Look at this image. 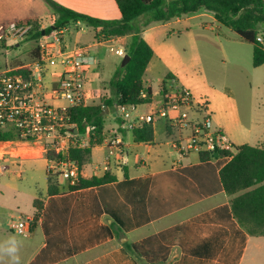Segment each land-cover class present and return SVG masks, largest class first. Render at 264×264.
<instances>
[{
	"label": "crops",
	"instance_id": "crops-1",
	"mask_svg": "<svg viewBox=\"0 0 264 264\" xmlns=\"http://www.w3.org/2000/svg\"><path fill=\"white\" fill-rule=\"evenodd\" d=\"M55 1L95 18L121 19L115 0ZM37 2L45 5L46 0H0V23L37 20L43 30L53 26L57 16L49 5L43 11L35 10ZM116 11L120 15L117 18ZM182 17L154 22L143 28L141 37L155 52L146 70L148 79H143L144 86L152 91V100L131 109L132 116L159 111L164 101L163 85L170 75L193 95L194 109L190 112V119L196 121L210 116L211 129L222 130L235 146L239 138L237 132L250 133L252 129L242 125L232 112L227 122L212 119V115L216 116L225 105H229V98L214 90L215 95L209 101H203L200 98L203 93H193L170 68V55L160 37L164 32L174 31L172 26L181 23ZM196 17L209 19L212 25L204 23L206 29L222 30V24L213 13L201 11ZM66 28V49L85 48L95 61L86 70L87 88L91 95L87 105L99 103L103 96H112L110 81L117 60H110L112 68L107 77L103 76V65L109 60V53L112 57L121 58L114 50L122 48L126 51L132 36L96 39L101 29L94 30L81 22L70 23ZM89 32L93 34L91 38L88 37ZM24 41L35 42L36 45L27 49L34 61L38 56V40L28 38ZM5 44V48L1 47ZM21 45L22 41L15 40L0 43V53L10 47L17 49L14 58L5 57L0 62V72L17 70L28 64L21 57ZM63 72L61 64L50 68L44 89L37 91V99L56 108L68 106L66 101L57 100L52 93ZM200 103L206 105L201 106ZM143 106L147 108L143 109ZM117 111L121 115L117 107L109 109V114L105 115L104 142L92 149L80 172L86 179L102 177L109 172L116 177L115 182L76 191L69 190L68 184H59V193L49 195L50 162L41 146L32 148L38 152L36 156L6 158L8 182L4 187L9 192L0 190V211L21 210L19 205L25 219L32 220L34 202L40 200L43 213L36 229L26 237L13 230L5 215L0 216V244L15 238L19 249L16 254L18 261L0 255V264H264V236L253 237L240 226L232 213L231 197L226 194L220 179V171L230 158L218 155L203 162L200 158L202 152L185 151L181 155L179 148L188 145L193 130L171 122L170 119L177 117L178 112L170 111L169 117L157 114L151 124L153 141L139 143L134 140L133 131L126 129L125 121ZM109 120L111 125L108 127ZM83 138L84 147H88L90 138ZM72 141L67 139L69 144ZM116 141H120L117 149L114 146ZM38 160H44L48 166L45 189L32 186L27 180L18 182L27 173L26 164ZM11 192L17 203L14 208L7 203Z\"/></svg>",
	"mask_w": 264,
	"mask_h": 264
},
{
	"label": "trees",
	"instance_id": "trees-1",
	"mask_svg": "<svg viewBox=\"0 0 264 264\" xmlns=\"http://www.w3.org/2000/svg\"><path fill=\"white\" fill-rule=\"evenodd\" d=\"M57 16L53 26L43 30L37 20H27L35 24V31L29 38L38 40L42 33L49 34L55 29L66 28L70 23L81 22L94 30L101 29L96 39L109 40L116 37L132 36L125 54L130 61L125 67H119L110 81L113 95L103 96L99 103L72 106L69 116L74 126L72 133L77 137L90 138L88 147L72 146L68 157L82 171L88 162L92 149L104 142L106 108L112 110L121 106H141L151 103L152 91L143 83L146 70L155 52L141 37L143 28L154 22H168L174 18L197 14L201 11L211 12L216 20L239 35L244 41L253 45V64L255 67L264 65V48L257 41L260 28L264 26V0H115L121 19L118 21L103 20L75 12L54 0H46ZM143 18V22L136 23ZM17 71L15 73H19ZM168 78H171L169 75ZM146 93L147 97H142ZM77 129V134L74 133ZM136 142H152L154 131L151 124L137 126L133 130ZM12 135L0 130V140L10 139ZM235 154L219 152V157L233 155L232 159L220 171L223 188L231 197V208L234 218L251 236H264V145L252 146L243 144L234 146ZM48 160H60L62 155L53 151L46 154ZM201 161L214 159V153L202 152ZM58 175L48 171V193H59ZM114 175L106 172L104 176L86 179L80 175L75 185H69L71 191L88 189L115 182ZM35 214L31 221L33 232L43 213V202L35 200ZM117 234H120L116 230ZM130 250V248L128 247ZM162 264V263H159Z\"/></svg>",
	"mask_w": 264,
	"mask_h": 264
},
{
	"label": "built area",
	"instance_id": "built-area-1",
	"mask_svg": "<svg viewBox=\"0 0 264 264\" xmlns=\"http://www.w3.org/2000/svg\"><path fill=\"white\" fill-rule=\"evenodd\" d=\"M34 31L33 22L0 23V43L26 40ZM67 32V28H60L49 34L45 33L37 41L38 56L34 61L17 70L0 72V130L12 135L10 139L0 140V175L8 171L7 157L36 156L38 152L32 148L39 145L45 155L49 151L62 155V159L58 161L49 160L51 171H61L69 185H75L79 181V166L69 159L68 154L70 147H84L85 143L83 137H77L72 133L74 126L68 110L72 106L87 105L91 99L87 88L86 70L95 61L85 48L66 49L64 37ZM257 41L264 48V32L258 33ZM114 51L119 56H125L122 48ZM58 64L63 66L64 72L52 93L57 100L68 103L67 107L62 108H56L36 97L37 91L44 89L45 78L50 68ZM17 71L20 72L15 73ZM162 91L164 101L158 112L133 117L131 109L136 106L119 107L126 129L133 131L139 125L153 124L157 114L169 117V112L175 111L179 115L171 118V122L182 128L191 127L193 130L188 145L179 148L181 155L185 151L214 153L216 148L218 152L235 154V148L228 136L222 130L211 129L210 116L196 121L190 119V112L194 109V98L177 79L168 78ZM142 97H147V94L143 93ZM68 138L73 139L71 144L67 142ZM119 144L120 141L114 143L116 149ZM16 149L18 150L15 151ZM114 152L115 149L109 154L112 155ZM227 157L231 160L233 155ZM31 221L20 218L12 223V228L20 236H29L32 232Z\"/></svg>",
	"mask_w": 264,
	"mask_h": 264
},
{
	"label": "rangeland",
	"instance_id": "rangeland-1",
	"mask_svg": "<svg viewBox=\"0 0 264 264\" xmlns=\"http://www.w3.org/2000/svg\"><path fill=\"white\" fill-rule=\"evenodd\" d=\"M91 1L114 2L111 0ZM41 2L34 5L35 10L43 11L48 6L46 2L45 5H42ZM118 16L120 15H117L116 11V18ZM118 20L120 18L111 21ZM141 20L143 22V18H141L136 23L141 22ZM204 23L212 25L208 18H197L196 14H191L182 17L181 23H175L172 26L174 31L170 30L162 34L160 40L165 42V48L170 55V68L178 73L181 80L190 87L193 93H203V96L200 97L203 101H209L208 99L215 95L214 90H219L229 98V105H225L224 110L216 116L212 115V119L214 118L217 122H227L230 120L228 117L232 112L239 117L242 125L252 129L250 133L237 132L239 138L236 140L235 146L243 144L264 145V65L261 67L254 66L253 45L244 41L234 31L223 25H221L222 30L206 29ZM260 32H264V26L260 28ZM92 35L91 32L88 33V37L91 38ZM34 45L36 44L33 41H22L20 53L27 63L32 62L30 52L27 49H31ZM1 47L5 48L6 44ZM16 51L17 49L11 47L4 49L0 53V62H3L5 57L14 58ZM111 54L109 53V60L103 65L104 77L108 76L110 68H112L110 60L113 58L117 60L114 75L122 66L124 57H112ZM147 79L145 73L144 80ZM142 108L145 109L147 106ZM117 114L120 115L118 111ZM109 125H111L110 120L107 121V126L109 127ZM47 167L44 160L28 162L25 166L27 173H24L23 179L18 182L25 183L27 180L32 183V186L45 189L47 186ZM60 172L55 170V173L59 174V184L67 185L69 182ZM7 175L8 173H5L4 176L0 177V190L9 192L4 187L8 182ZM8 194L10 200H7V203L14 208L17 203L13 200L12 192ZM20 199L18 202L21 201ZM18 207L21 210L0 211V216L5 215L6 221L10 223L16 222L20 217L25 219L22 207L19 205Z\"/></svg>",
	"mask_w": 264,
	"mask_h": 264
},
{
	"label": "clouds",
	"instance_id": "clouds-1",
	"mask_svg": "<svg viewBox=\"0 0 264 264\" xmlns=\"http://www.w3.org/2000/svg\"><path fill=\"white\" fill-rule=\"evenodd\" d=\"M18 241L15 238H12L6 244H0V255H7L14 262L18 261L19 257L16 255L18 252Z\"/></svg>",
	"mask_w": 264,
	"mask_h": 264
},
{
	"label": "water",
	"instance_id": "water-1",
	"mask_svg": "<svg viewBox=\"0 0 264 264\" xmlns=\"http://www.w3.org/2000/svg\"><path fill=\"white\" fill-rule=\"evenodd\" d=\"M55 30V28H53ZM45 32L42 33V35H44ZM130 61V56L125 54L124 58H123V61H122V67H125ZM104 115H107L109 114V108H106L103 112ZM74 133L77 134V129H74ZM219 153H218V149L216 148L215 149V152H214V156L215 157H218Z\"/></svg>",
	"mask_w": 264,
	"mask_h": 264
}]
</instances>
